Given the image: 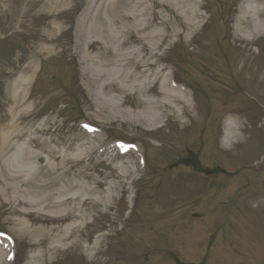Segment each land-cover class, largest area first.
<instances>
[{
	"label": "rangeland",
	"instance_id": "374dc122",
	"mask_svg": "<svg viewBox=\"0 0 264 264\" xmlns=\"http://www.w3.org/2000/svg\"><path fill=\"white\" fill-rule=\"evenodd\" d=\"M194 1L197 6L200 3L203 4V0ZM205 1L213 11L214 18L209 22L204 32H198L196 36L197 45L191 50L184 42L179 41L164 50L162 54L167 61V66L164 65L167 67L166 74L172 71L176 73V78L194 83L197 93L194 92L193 98L195 103L197 100V110L194 113L190 112V115L184 119L180 116L181 106H178L156 125L137 124L131 121L133 113L146 109L143 106L137 109V103H143L145 98L153 99L152 95L143 96L138 94L139 92H129L128 84L125 87L123 85L125 83L114 77L112 78L114 81L108 80V88L104 87L106 93L110 91V94L105 97L102 96V88L99 83L88 84L84 80L82 66L78 63L81 50L77 48L78 43L67 31L71 20L66 21V17L69 12L79 10L78 15H76L78 20L85 6V0L81 5L77 4L78 6L76 2L73 3L72 7H69L70 11L65 13V21L63 22L66 23H62L63 30L56 35L57 40L53 44L54 49L51 55L35 56L36 51L31 47V40L34 37L26 33L25 26L23 29L13 27L12 31L6 33L1 23L2 19H0V38L5 37V41L0 44V123L3 122L9 128L11 127V129H15L34 140L36 139L31 148L40 155L41 162H38V158L35 157L23 161L24 164H22L28 170L32 167H36L37 171L40 168L43 169V173L36 177L34 183L47 180L43 176L46 173L45 166L47 164L57 163L63 159L69 163L70 167L68 166V168L71 169L68 173L69 178L74 179L77 172L82 171L85 177L89 179L88 185L96 189L97 198L105 199L110 192L116 196L119 191L114 189L115 184L117 182L120 184L127 183L124 192L126 198L123 197L120 202L116 200L112 203L111 208L106 205L105 201L99 203L96 211V225L90 227L92 229L90 239L94 233L97 234L101 230H99L100 226H103L102 230L111 231L113 236L109 248L113 245L114 239H121L117 232L119 231V223L124 222L126 212L130 210L129 205L133 203L130 204L128 196L133 197L136 192L137 198L135 199L137 201L134 212L139 207L138 213L141 212L140 228L143 230L141 233L130 231L131 233L128 234L126 232L125 252L130 261H112L111 264H167L166 262H157L154 259L158 257V253L160 255L163 253L159 246L170 247L187 264L206 260L207 255L210 254L212 258L205 261L204 264H264V203L257 202L253 206L251 204L247 206L244 205L243 201L245 200L241 201L243 198H248V193L255 192V196L264 197V185L262 181L260 182L261 179L264 182V161L262 160L264 158L256 160L261 148L258 150V147L252 144L246 147L234 143V150L230 152L234 156H230L221 147L224 122L228 113H239L243 116L246 122L244 123L246 128L244 135L248 138L251 137L253 142L264 143V127L259 128L264 121L254 123L253 118L257 116H255L253 108L243 107V101L240 98L229 102L221 100L224 97H229V93L222 89V83H216L213 78L214 72L217 79L222 75L219 65L221 62L219 59H215L212 51L206 49L205 46L209 43L214 47V51L218 50L212 40L218 37L217 33L221 30L219 27L227 19L234 18L242 0H220L225 2L226 7L229 6L228 9L220 5L221 2L217 4L216 1ZM25 7L26 4L23 2L18 8V17L23 16ZM199 13L203 17L202 20L207 19L202 9ZM41 22L36 21L32 23V26L39 28ZM53 22L55 24L61 23L58 20ZM6 24L9 25L10 20ZM10 34L12 35L8 36ZM263 42L262 40L261 46ZM235 44L239 43L235 41ZM235 44L234 47L232 46L233 48H235ZM242 47L236 46L233 51L235 60L246 56ZM83 50L94 56L97 53V50L92 51L86 48ZM250 51L252 55L248 61L246 59L244 70L238 75L231 69V73L238 78L240 87H243L242 89L239 87L241 90L246 89L259 94L264 101V91H260L257 85L264 65V48L259 50L258 55L253 53L252 48ZM171 61L177 66V70L168 64ZM24 68L33 73V80L27 85H20L19 83L17 86L12 85L13 82L16 84L15 78L19 75L17 72L19 73ZM15 88L21 90V99L17 105H14L15 102L11 98ZM65 88H68L70 94L73 93L75 98L80 99L84 121L95 125L100 131L98 136L103 141L105 148L103 152L97 151L94 154L92 147L95 142L86 135L80 123H76L75 117L78 113L72 114L68 105L65 104L69 102L64 98L63 89ZM117 99L126 102L125 105H120V110H115L113 106V101L117 103ZM250 100H253L251 102L256 101L255 94L251 95L248 101ZM160 126L163 128L153 132L148 131V128L153 129ZM6 132L8 131L1 129L0 136ZM121 136H126L132 140L142 150L144 147L150 146V149L146 150L147 155L154 161L157 170L175 169L170 177L160 173L157 178L156 182L160 183L159 191L163 195H160L155 189V184H148L149 200L146 196L148 191L144 188L145 183L154 180L157 175L155 171L147 172L149 180L146 178L139 180V174L131 176L133 180L136 179L134 186L129 185L133 180L129 178L125 180L124 176L119 173L118 167L125 168L127 166L130 169L135 167V164L129 162L128 159L116 157V154L109 152L108 146L112 147L115 140ZM44 146L56 149L58 154L48 153L43 150ZM240 146L242 147L240 148ZM18 151L19 149L15 145L1 159V165L12 175H14L13 171L19 170L14 169L15 161L19 158L17 156ZM86 151L88 153L82 154ZM191 153L198 154L197 159L201 168H206L213 174L221 173L220 176L214 177L210 182L208 179L202 178L205 187L200 192L202 201L200 200L199 204L196 200L200 197H198V193H194L196 191L191 193L192 186L189 181L183 177L174 179L179 171L185 170L192 173L191 168L179 167L182 158ZM262 153L264 154V152ZM80 154H82L81 158L78 156ZM249 160L250 164H248ZM253 164H257L258 169H253L251 167ZM231 168L237 172H233ZM29 176L27 175L25 178H29ZM172 179L174 180L172 181ZM192 179L195 181L199 179L200 181L197 175L192 176ZM16 182L17 184L8 193L11 200L19 197L24 201H32V204H36L40 200L42 194L23 186L18 181ZM208 183H215L211 187V190L216 192L215 194L206 189ZM246 183L248 186L244 187L240 194ZM220 187H222L221 190H219ZM210 197L215 202L216 200H223L224 202L211 205L212 207L207 203L205 205ZM14 206V201H5L0 196V229H19L16 221L18 219L12 212ZM115 206L117 210L114 209ZM201 211L206 212V218L204 215L202 218L205 221L196 220L191 214V212L197 214ZM209 211L212 214L216 213V215L209 214ZM211 222L221 223L223 226L222 231L218 233L219 241L213 242L216 244H214L215 248L209 246L208 241V237L213 232L210 230L211 226L208 225ZM30 223L34 227L45 224L40 215H34ZM135 240L136 243H145L148 248L147 251H143L141 258L138 259H135V256L140 253V247L133 244ZM106 244L102 245L105 246ZM148 251L152 252L151 255L147 254ZM27 254L26 245H23L18 254L20 261H23ZM213 256L217 262L213 261ZM107 259L108 257L105 255H97L98 263L103 264ZM62 261V264H88L79 250H71L53 264H59ZM165 261L172 262L168 259Z\"/></svg>",
	"mask_w": 264,
	"mask_h": 264
},
{
	"label": "bare ground",
	"instance_id": "6f19581e",
	"mask_svg": "<svg viewBox=\"0 0 264 264\" xmlns=\"http://www.w3.org/2000/svg\"><path fill=\"white\" fill-rule=\"evenodd\" d=\"M18 1L0 0V17L5 22L11 19L8 29L17 23L19 28H27V34L34 37L31 47L36 51L35 56L53 53L54 47L50 44L54 43L57 33L63 28L62 23L54 24L52 19L61 20V15L69 12L73 3H83V0H27L23 16L17 18ZM76 5L75 8L78 6ZM84 5V17L77 23L74 16L76 11L69 12L66 17V21L71 20L67 31L72 34L78 43L77 48L81 50L79 63L83 69L84 80L88 84L99 83L102 96L105 97L110 94V91L105 92V88L109 86L108 80L114 77L125 83V87L128 84L129 92H139L143 96L151 94L154 99L145 98L143 103H137V109L142 106L146 108L133 113L131 121L137 124L156 125L178 106L183 107L182 116H186V110L192 106L187 94L171 86L165 75L166 67L162 65L164 59L161 53L176 40L186 39L188 43L192 42L201 18L194 0H85ZM36 21H42L40 28L32 26L31 23ZM232 33L236 41L246 45L253 44L259 37L264 36V0L242 2ZM83 48L97 50V53L94 56ZM244 66L245 60L242 61L240 71H243ZM261 73L260 83L264 86V67ZM32 78L33 74L20 76L16 82L27 85ZM20 92L21 90L15 88L11 94L14 105L21 99ZM119 101L122 100L117 99V103L113 101L115 110H120L126 104L125 101ZM192 110L194 111L193 107ZM241 124L239 117L226 122L222 141L225 150H232L234 140L238 143L246 142ZM3 126V129L7 128V125ZM0 138V196L5 201L15 202L12 212L20 218L16 220L19 229L10 232L17 243L26 241L32 248L28 264L52 262L70 248L80 247L85 239L83 232L91 224V219L96 218L93 212L97 210L98 204L103 201L112 202L113 195L108 194L105 199L97 198L96 189L81 180L82 173L70 179L68 173L71 169L65 159L47 164L46 173L43 174L47 180L34 183L36 177L43 173V169L37 171L33 167L28 170L22 164L23 161L35 157L40 162V155L20 143L24 138L23 133L15 129H9ZM15 145L19 149V158L13 165L14 169L19 170L12 172L14 176L1 165V159ZM45 149L53 155L58 154L56 149ZM86 153L88 152L82 154ZM82 154L78 155L79 158ZM130 154L131 152L126 155ZM119 173L126 180L136 172L119 168ZM27 175H30L29 178H25ZM16 181L42 194L40 200L36 204L19 197L11 200L8 193L17 184ZM33 214L41 215L47 224L34 227L30 224ZM99 242L100 236L93 240L91 247H84L85 255L90 260H93V252ZM1 257L6 259L2 248Z\"/></svg>",
	"mask_w": 264,
	"mask_h": 264
}]
</instances>
